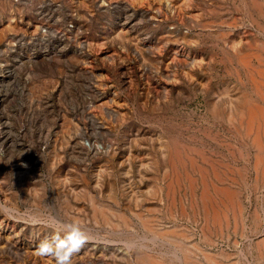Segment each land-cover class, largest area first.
<instances>
[{
	"label": "rangeland",
	"instance_id": "374dc122",
	"mask_svg": "<svg viewBox=\"0 0 264 264\" xmlns=\"http://www.w3.org/2000/svg\"><path fill=\"white\" fill-rule=\"evenodd\" d=\"M72 225L71 264H264V0H0V264Z\"/></svg>",
	"mask_w": 264,
	"mask_h": 264
},
{
	"label": "clouds",
	"instance_id": "9594fccd",
	"mask_svg": "<svg viewBox=\"0 0 264 264\" xmlns=\"http://www.w3.org/2000/svg\"><path fill=\"white\" fill-rule=\"evenodd\" d=\"M70 230L63 238V243L59 239L55 241H41L38 251L41 255L52 256L56 264H71V257L78 252L86 242V237L78 226H69Z\"/></svg>",
	"mask_w": 264,
	"mask_h": 264
},
{
	"label": "bare ground",
	"instance_id": "6f19581e",
	"mask_svg": "<svg viewBox=\"0 0 264 264\" xmlns=\"http://www.w3.org/2000/svg\"><path fill=\"white\" fill-rule=\"evenodd\" d=\"M256 111V110H255ZM255 111L253 110L252 111V115H251V121H253L257 116H255ZM259 111H260V109H259ZM253 140H255V139H253ZM260 145V144H259ZM262 148V147H261ZM234 205V204H233Z\"/></svg>",
	"mask_w": 264,
	"mask_h": 264
}]
</instances>
